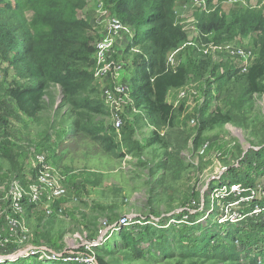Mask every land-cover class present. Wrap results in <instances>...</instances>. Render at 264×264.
Returning <instances> with one entry per match:
<instances>
[{
  "label": "rangeland",
  "instance_id": "obj_1",
  "mask_svg": "<svg viewBox=\"0 0 264 264\" xmlns=\"http://www.w3.org/2000/svg\"><path fill=\"white\" fill-rule=\"evenodd\" d=\"M75 13L88 23L93 49L107 18L117 17L102 0H76ZM243 13L264 17V0L175 2L174 23L184 39L166 62L171 58L173 68L186 69L187 77L184 87L168 95L172 127H156L134 108L130 83L147 43L135 40L132 25L122 23L125 30L110 54L109 62L126 65L118 78L96 76L99 67L91 59L81 66L87 77L79 82L74 105L50 84L35 119L26 118L5 96L12 83L25 82L0 61V212L7 209L11 182L25 186L35 179L38 156L63 175L65 189L59 200L25 208L15 233L0 222L7 241L1 264H46L38 254L30 259V252L61 254L97 244L104 223L114 232L94 247L97 264H264L262 220L241 225L235 244L213 221L218 207L209 210L211 185L237 181L242 188H264V93L250 95L245 80L246 69L264 50V31L245 25L248 18H238V29L223 34L208 27L210 15L230 20ZM22 16L31 19L26 6ZM7 19L0 6V24ZM239 50L250 58L234 57ZM260 82L264 85V77ZM113 84L126 91L109 109L104 91ZM111 112L122 121L119 132ZM215 112L228 121L211 125ZM123 219L129 226L118 227Z\"/></svg>",
  "mask_w": 264,
  "mask_h": 264
},
{
  "label": "trees",
  "instance_id": "obj_2",
  "mask_svg": "<svg viewBox=\"0 0 264 264\" xmlns=\"http://www.w3.org/2000/svg\"><path fill=\"white\" fill-rule=\"evenodd\" d=\"M102 1L121 23L136 28L135 40L139 38L147 43L145 58L137 66L136 79L130 83L134 108L145 112L156 127H172L174 110L167 97L171 90L184 87L187 77L186 69L171 70L166 65L169 51L184 39L173 18L177 0ZM0 6L3 13L9 15V19L0 24V61L14 72L19 81L25 82L12 83L3 91L5 96L12 99L17 110L28 119L37 118L41 112L42 99L50 84L58 85L63 98L74 105L73 99L82 90L79 82L87 77L81 66L91 59L94 63L92 39L88 35L90 27L76 16V0H16L14 4L0 0ZM24 6L31 12L28 22L22 16ZM238 18H248L245 25L255 24V30L264 31V17L254 13H243L230 20L213 14L209 16L208 27L220 34L231 32L238 29ZM10 20L12 23L8 22ZM138 28L144 30L139 33ZM263 77L264 50L245 74L250 95L264 93V85L260 82ZM227 121L217 112L209 119L211 125ZM240 226L230 223L217 225L223 231V237L232 241L242 230ZM130 240L127 237L126 242ZM36 256L33 255L34 258ZM48 263L56 264L46 261Z\"/></svg>",
  "mask_w": 264,
  "mask_h": 264
},
{
  "label": "built area",
  "instance_id": "obj_3",
  "mask_svg": "<svg viewBox=\"0 0 264 264\" xmlns=\"http://www.w3.org/2000/svg\"><path fill=\"white\" fill-rule=\"evenodd\" d=\"M125 28L121 21L116 16L107 18L106 23L99 29V40L94 46L93 59L99 71L96 76H107L111 73V79L118 78L119 74L126 68L125 63L109 62L110 54L114 48V40L123 34ZM233 56L238 59L248 60L250 53L239 50L233 53ZM166 65L169 69L174 70L173 61L168 59ZM249 68V67H248ZM247 72V69H246ZM126 87L123 85H115L104 91V100L109 105V109L117 107L124 96ZM129 92V89H128ZM113 93L119 95L117 98ZM134 104V103H133ZM1 112V108H0ZM120 117L111 112L112 126L117 132L122 125ZM35 166L37 174L35 179L27 182L25 186L18 181H13L8 190L7 209L0 212V222L4 223L9 232H16L20 226V218L24 215L25 208L31 205H39L45 201H56L65 196L63 187V177L59 176L56 170L49 164L46 157L41 155L36 157ZM208 187V197L212 206L210 211L214 212V207H218V211L213 221L219 226L230 224H260L258 220L264 222V188L261 186H250L242 188V185L237 181L220 183L219 185ZM129 226L127 220L119 221V225ZM136 225H142L141 221H137ZM110 232L113 234L114 227H110L106 223L100 226L97 244L86 243L77 250L63 252L61 254L53 253L49 250L31 251L30 256L38 254L43 260L51 261L56 264H97L94 247L100 245V240ZM118 233V230L115 232ZM6 240L2 239L0 234V250ZM238 243L237 240L234 241ZM39 252V253H37ZM12 258V257H11ZM5 258L0 257V263ZM258 264H261L258 261Z\"/></svg>",
  "mask_w": 264,
  "mask_h": 264
},
{
  "label": "crops",
  "instance_id": "obj_4",
  "mask_svg": "<svg viewBox=\"0 0 264 264\" xmlns=\"http://www.w3.org/2000/svg\"><path fill=\"white\" fill-rule=\"evenodd\" d=\"M167 99H168V97H167ZM56 172H57V171H56ZM57 174L59 175L60 173L57 172ZM59 176H60V175H59ZM62 177H63V175H62Z\"/></svg>",
  "mask_w": 264,
  "mask_h": 264
}]
</instances>
